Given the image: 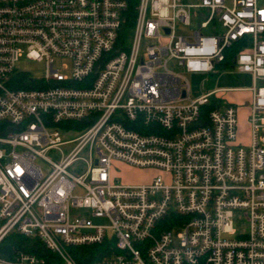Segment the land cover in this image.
I'll use <instances>...</instances> for the list:
<instances>
[{"label": "built area", "instance_id": "2783aa9c", "mask_svg": "<svg viewBox=\"0 0 264 264\" xmlns=\"http://www.w3.org/2000/svg\"><path fill=\"white\" fill-rule=\"evenodd\" d=\"M131 2L0 0V264H264V0H135L119 44ZM217 66L251 76L246 145L228 89L191 95Z\"/></svg>", "mask_w": 264, "mask_h": 264}, {"label": "rangeland", "instance_id": "374dc122", "mask_svg": "<svg viewBox=\"0 0 264 264\" xmlns=\"http://www.w3.org/2000/svg\"><path fill=\"white\" fill-rule=\"evenodd\" d=\"M69 64V59H56L55 68H60L61 64ZM15 69L20 72L29 74L36 81H40L45 73V62L20 57L16 63ZM216 74H193L186 73L185 78L190 86L191 95L193 97L201 94L205 90L214 88H224L228 91L222 92L223 97L227 101H233L237 108V143L246 145L249 141L250 129L247 117L250 111V92L235 91L238 87H249L251 85V76L247 73H239L235 70L229 72L221 66H217ZM115 176L119 179L124 178L132 182L146 181L154 176L158 171L149 168L131 167L125 163L115 164ZM43 170L46 171V165L43 164ZM122 179L123 181H125Z\"/></svg>", "mask_w": 264, "mask_h": 264}, {"label": "trees", "instance_id": "16d2710c", "mask_svg": "<svg viewBox=\"0 0 264 264\" xmlns=\"http://www.w3.org/2000/svg\"><path fill=\"white\" fill-rule=\"evenodd\" d=\"M134 4H135V0H132V2L130 3L129 9L125 15L124 21L122 23V27H121V31H120V35H119V44L121 43L122 40H124L125 38H127L129 36V32L131 30V27L133 26V21H134ZM236 51V49H233L231 52ZM27 80L25 75H21L20 76V86H24L27 87L28 85L23 84V81ZM217 105V103H214L213 101L210 102L209 104L203 106L204 110H211L212 108H214ZM5 244L11 245V244H16L17 246H21L22 244H24L23 239L21 237L15 236L13 234H11L10 236H8L6 238V240L4 241ZM38 248L35 247H27L28 251H33V252H38L37 250ZM106 249V245L105 244H101V245H91V246H87V247H83L80 249H73V255L75 257V259L78 262H90L93 261L95 259V254H99L103 251H105ZM94 254V257H93Z\"/></svg>", "mask_w": 264, "mask_h": 264}]
</instances>
